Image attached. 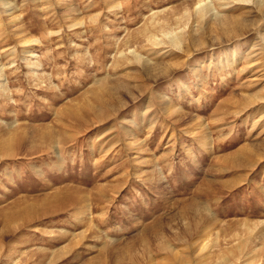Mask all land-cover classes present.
I'll list each match as a JSON object with an SVG mask.
<instances>
[{"label":"rangeland","instance_id":"1","mask_svg":"<svg viewBox=\"0 0 264 264\" xmlns=\"http://www.w3.org/2000/svg\"><path fill=\"white\" fill-rule=\"evenodd\" d=\"M0 74V264H264V0H0Z\"/></svg>","mask_w":264,"mask_h":264},{"label":"bare ground","instance_id":"2","mask_svg":"<svg viewBox=\"0 0 264 264\" xmlns=\"http://www.w3.org/2000/svg\"><path fill=\"white\" fill-rule=\"evenodd\" d=\"M212 9V8H211ZM211 9H209V7H202V8H200L199 10H198V14H200L201 15V17L202 16H206L209 12H210V10ZM156 25H158V24H156ZM155 25V26H156ZM156 29V28H155ZM153 38V37H152ZM175 38H177V37H175ZM172 39H173V37H172ZM178 39V38H177ZM176 39V40H177ZM152 40V39H151ZM154 40V39H153ZM176 40L174 39V40H172V42L173 43H176ZM179 40V39H178ZM155 41V40H154ZM157 41V40H156ZM151 42V41H150ZM158 42V41H157ZM157 42H154V43H156L157 44ZM152 43V42H151ZM155 44V45H156ZM153 45V44H152ZM158 45H159V43H158ZM136 57V60H137V58H138V55H136L135 56ZM134 58V57H133ZM140 58V57H139ZM0 77H1V74H0Z\"/></svg>","mask_w":264,"mask_h":264}]
</instances>
